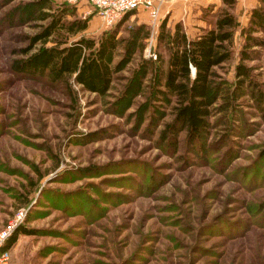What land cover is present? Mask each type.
Instances as JSON below:
<instances>
[{
  "label": "rangeland",
  "instance_id": "374dc122",
  "mask_svg": "<svg viewBox=\"0 0 264 264\" xmlns=\"http://www.w3.org/2000/svg\"><path fill=\"white\" fill-rule=\"evenodd\" d=\"M36 1L0 0V231L12 222L32 231L7 264H264V102L243 96L198 141L183 132L175 143L174 101L159 86L168 53L156 41L157 58L146 54L149 27L128 17L101 28L85 0L43 10ZM62 6L74 11L66 21H91L69 42L116 32L105 96L13 71L47 23L33 19ZM224 10L210 0L204 27ZM242 44L236 28L215 69L222 89L235 82ZM255 50L244 65L264 94V47Z\"/></svg>",
  "mask_w": 264,
  "mask_h": 264
},
{
  "label": "trees",
  "instance_id": "16d2710c",
  "mask_svg": "<svg viewBox=\"0 0 264 264\" xmlns=\"http://www.w3.org/2000/svg\"><path fill=\"white\" fill-rule=\"evenodd\" d=\"M258 1L248 25L240 30L243 44L235 67V82L230 89H222L221 84L216 83L215 69L221 68L230 58L233 32L239 26L231 12L235 0H222L228 10L222 11L213 27L204 29L195 39H188L180 24H176L173 31L166 29L165 21L161 24L156 41L159 45L164 44L168 61L159 86L164 90L160 94L174 101L173 119L166 125V130L172 134L175 143L183 132L188 141H198L207 132L214 113L228 111L243 96H249L256 104L264 102V94L257 89L251 76L252 67L244 65L254 60L255 49L264 47V0ZM33 4L42 10L51 8L48 0ZM71 10L69 13L70 10L62 6L51 13L41 12L33 19L47 23L30 38V47L22 51L26 58L13 62V71L26 77L46 76L53 83L72 80L86 92L105 96L112 82L111 56L119 44L116 32H104L98 39L79 37L69 42L71 37L83 33L89 22L88 18L66 21L68 15L74 16ZM124 17L118 24L124 22ZM258 34L263 38L256 37ZM53 38V46L46 47ZM38 43L42 46L30 53ZM160 60L161 55H158ZM262 154L264 157V149ZM31 234L32 231L17 227L2 251L10 250L19 236Z\"/></svg>",
  "mask_w": 264,
  "mask_h": 264
},
{
  "label": "crops",
  "instance_id": "0c3cea01",
  "mask_svg": "<svg viewBox=\"0 0 264 264\" xmlns=\"http://www.w3.org/2000/svg\"><path fill=\"white\" fill-rule=\"evenodd\" d=\"M209 4L210 0H164L159 14L160 21L155 28V42L157 40L159 28L164 21L166 23V28L171 31L174 30L176 24H180L187 38L195 39L206 29V27H204V20H202L201 16L204 9ZM255 7L256 0H237L234 15L237 17L239 32L248 25L251 11ZM128 17L130 20L136 17L138 24L146 25L149 27V30L151 29L150 18L146 12L139 10L130 13L124 17L123 21ZM97 19L99 20L100 27H104L102 20L99 17H97ZM90 22L89 20L88 25ZM148 37L146 39H148Z\"/></svg>",
  "mask_w": 264,
  "mask_h": 264
},
{
  "label": "built area",
  "instance_id": "2783aa9c",
  "mask_svg": "<svg viewBox=\"0 0 264 264\" xmlns=\"http://www.w3.org/2000/svg\"><path fill=\"white\" fill-rule=\"evenodd\" d=\"M75 3L76 0H70ZM96 12V15L102 20L105 29H110L118 24L124 16L129 13L142 10L150 18L151 29L148 39H146V54L152 59H156L155 48V28L160 18V9L164 0H85ZM23 214L17 217V221L23 218ZM18 222H12L8 227L0 231V264H7L8 252L2 251L7 239L14 232Z\"/></svg>",
  "mask_w": 264,
  "mask_h": 264
},
{
  "label": "water",
  "instance_id": "95a60500",
  "mask_svg": "<svg viewBox=\"0 0 264 264\" xmlns=\"http://www.w3.org/2000/svg\"><path fill=\"white\" fill-rule=\"evenodd\" d=\"M194 73H195V71H194V69L192 70V74L194 75Z\"/></svg>",
  "mask_w": 264,
  "mask_h": 264
}]
</instances>
